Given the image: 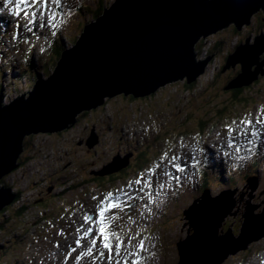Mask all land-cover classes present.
Returning a JSON list of instances; mask_svg holds the SVG:
<instances>
[{
    "label": "rangeland",
    "instance_id": "1",
    "mask_svg": "<svg viewBox=\"0 0 264 264\" xmlns=\"http://www.w3.org/2000/svg\"><path fill=\"white\" fill-rule=\"evenodd\" d=\"M115 1L63 0L62 8L59 9L61 15L57 17L61 30L41 27L37 23L33 27L26 24L21 26L8 18L14 17V9H4L8 17L4 20V26L0 24V27L7 26L8 34H3L0 44L1 105L9 106L24 95L27 99L35 83L41 78H48L54 70L56 62L52 55L55 46H61V53L72 47L83 28L92 22L95 13L108 8ZM2 5L0 0V8ZM18 32H24V36L11 40ZM261 33H264L263 9L257 11L251 17L250 25H243L240 32L230 26L200 40L196 46V62L205 61L209 57L212 59L206 65L204 74L194 81L196 83L192 89L187 88L185 79L167 84L142 98L133 96L132 100L126 96H117L107 99L106 104L97 108L95 113L85 115L81 121L77 120L72 128L27 137L19 167L3 180L5 187L10 188L17 200L9 212L0 216V264H51L49 258H42V248H50L56 236L61 240L60 235L69 231V219L73 228L81 225L83 221H78L77 216L85 213L92 215L95 209L97 201L92 197H99L108 191H119L120 200L125 204L123 211L119 208L112 210V213L121 217L115 221L123 229L121 234L132 236L134 242L143 240L145 243L142 264L178 263L179 244L191 229L188 220L180 219V214L205 195L216 198L223 191H238L233 195L234 208L223 219L219 231L220 236H223L221 231L227 235L232 230L238 237L247 207L258 208L255 215L264 213V157L258 155L256 158L259 160L251 167L239 161L235 167L237 174L233 176L228 175L223 167L213 169L210 161L215 149L220 148L225 151V156L219 152L220 156L226 157L223 163H235V158L243 151L234 148L228 152L225 146H229V143L224 133L228 132L227 128L231 124H234L233 129L241 127L237 116L256 110V120L258 108L264 111V54L259 60L262 63L261 71L257 72L254 66L246 79L242 76L240 64L228 67L227 60L238 47L246 45L249 39L250 44L254 45L256 37ZM32 51H35L34 56ZM29 63L32 66L27 68ZM239 77L245 81L240 100L229 92L231 83ZM204 123L211 125L210 130L213 132L206 139L201 138ZM145 134H150V137H144ZM177 137L185 142L178 147L172 143ZM234 140L238 141L237 138ZM163 141L169 143L164 144ZM193 148L199 163L205 159V162L208 160L211 164L212 169L208 165V176L204 178L206 189L202 184L203 179L196 173L194 175V170L199 168L184 161L191 159L193 152L190 150ZM179 149L181 155L177 156L179 159H174V164L181 165L184 171H177L174 164L159 168L161 164L156 158L160 153L173 154ZM134 152L137 154L131 159L129 167L127 164V168L124 156L127 158ZM153 160L157 163L158 172L151 173V165L142 176L151 177V190L155 184L162 185L166 177L175 196L169 194V198L162 203L161 199L169 193L165 188L154 192L159 196L155 199H140L125 188L118 189L119 184H124V187L127 180L137 178L135 170H139V167L144 169ZM123 163L126 167L123 172L98 176L99 173L114 172ZM110 165L116 167L104 171ZM161 170L167 172L168 176ZM122 174L123 178L116 181ZM248 177L257 178L258 188L255 191L248 185L244 186ZM144 184L141 183L140 187L144 188ZM179 187H182L180 191ZM148 191L147 188L145 195H148ZM206 191L207 194H204ZM125 192L127 196L122 194ZM149 199L151 203H148ZM23 207L27 208L26 211L19 214ZM67 210L71 213L63 215ZM151 211L154 216L149 214ZM86 226L76 231V235L80 236V231ZM146 236L148 239H145ZM261 242L251 244L252 249L263 248L264 243L260 245ZM242 252L245 251L228 257L223 264H260L259 257L244 263L251 252Z\"/></svg>",
    "mask_w": 264,
    "mask_h": 264
},
{
    "label": "water",
    "instance_id": "2",
    "mask_svg": "<svg viewBox=\"0 0 264 264\" xmlns=\"http://www.w3.org/2000/svg\"><path fill=\"white\" fill-rule=\"evenodd\" d=\"M260 9L264 10V0H116L105 8L61 53L51 75L35 83L27 99L24 95L3 107L0 94V212L15 199L1 183L19 167L27 137L72 128L76 117L96 110L107 99L142 98L170 83L194 82L212 59L196 62L200 40L230 26L240 32ZM250 43L249 39L238 47L227 61L228 67L240 64L245 79L254 66L261 71L264 33L254 45ZM243 78L233 81L229 89L242 88ZM124 161L127 167L129 160ZM109 167L104 171L116 166ZM126 167L123 163L114 172L98 176ZM247 183L253 191L258 188L256 178ZM237 192L224 191L216 198L205 195L184 211L182 218L188 220L192 234L190 229L181 240L177 264H223L264 239V213L255 215L258 208L252 206L246 209L238 237L232 230L227 235L221 231L220 236L221 223L233 210ZM200 242L203 248H197Z\"/></svg>",
    "mask_w": 264,
    "mask_h": 264
},
{
    "label": "snow or ice",
    "instance_id": "3",
    "mask_svg": "<svg viewBox=\"0 0 264 264\" xmlns=\"http://www.w3.org/2000/svg\"><path fill=\"white\" fill-rule=\"evenodd\" d=\"M4 3L7 5L13 3V0H4ZM62 3L63 0H15L16 8L23 12L28 24L39 23L41 27L48 26L51 28L58 27L57 17L61 15L59 9L62 7ZM21 5H23L22 9L20 8ZM250 117L251 114L249 113L246 117L241 118L240 124L242 127L239 130L240 134H250L252 137L258 138L260 133L257 128L252 126L253 121ZM255 123L264 128V117L258 113ZM245 128L250 129V132L245 133L243 131ZM227 131L231 134L237 130L228 127ZM228 143L229 147L233 146L232 140H229ZM173 159H179V157H174ZM191 160V166L196 167L199 161L195 156L191 157ZM174 167L177 171H184L179 164H174ZM149 171H152V169H149ZM164 175L168 176V173L165 172ZM176 179L179 178L177 177ZM142 182L141 179L135 181L136 184ZM147 186H151L150 183ZM122 194L127 196L126 192ZM92 199L97 201L93 214L89 216L85 213L83 217L85 224L91 221V225L83 232V237L89 238V243L86 250L75 258L82 259L84 256H87L93 260V264H95L97 258L106 260L107 264H142V253L145 251L144 241L139 240L138 242H134L132 236L122 235L123 229L115 223L121 217L112 213V210L119 208L123 211L125 207L124 202L120 200L119 191L117 193L108 191L99 197L94 196ZM151 202V199H149L148 203ZM75 243L77 247H81L80 238H77ZM125 245H128V248H125ZM97 248L99 249L98 251Z\"/></svg>",
    "mask_w": 264,
    "mask_h": 264
},
{
    "label": "trees",
    "instance_id": "4",
    "mask_svg": "<svg viewBox=\"0 0 264 264\" xmlns=\"http://www.w3.org/2000/svg\"><path fill=\"white\" fill-rule=\"evenodd\" d=\"M104 9V8H103ZM103 9H101V10H99L97 13H95V15H94V18H98L99 16H101L102 15V13L104 12V10ZM236 28V27H235ZM75 43V42H74ZM60 44V43H59ZM61 46L59 45V46H55V48L53 49V55H52V57H54V61L57 63V61L61 58ZM230 56V55H229ZM229 56H228V58H229ZM228 58H227V60H228ZM56 66V64L54 65V67ZM53 67V68H54ZM186 84H187V88L188 89H192L193 87H194V85H195V83L193 82V83H191V84H188V82H185ZM242 88H233V89H231L229 92L230 93H232L233 95H234V98L235 99H238V100H240L241 99V97H242V90H241ZM154 95H156V94H154ZM118 97H124V98H126V97H128V99L130 98V99H132L133 100V96H124V95H122V96H118ZM150 97H152V96H150ZM149 98V97H148ZM144 99H146V98H144ZM105 104H106V102H105ZM104 104V105H105ZM97 111V109L96 110H92L91 112H84V113H82V114H80L79 116H78V118H77V120L78 121H81V119L85 116V115H88L89 113H95ZM206 126H207V124L206 123H204V124H202V131H204L205 129H206ZM138 166V165H137ZM139 169H143V167L142 168H140L139 167ZM125 169H123V170H121V171H119L118 173H121V172H123ZM125 174V173H124ZM124 174H122L121 176H118L117 177V179H116V181H118V179L119 178H123V175ZM126 175V174H125ZM125 177V176H124ZM1 184H4V181L2 180V183ZM203 185H204V189H206L207 187H206V185H207V182H203ZM15 200H17V196H15ZM11 206H12V204L11 205H9V206H7L6 208H4L1 212H0V216H2L3 214H6V212H9L10 210L9 209H11ZM26 207H23L21 210H19V214H23L25 211H26ZM145 239H148V236H146L145 237Z\"/></svg>",
    "mask_w": 264,
    "mask_h": 264
},
{
    "label": "bare ground",
    "instance_id": "5",
    "mask_svg": "<svg viewBox=\"0 0 264 264\" xmlns=\"http://www.w3.org/2000/svg\"><path fill=\"white\" fill-rule=\"evenodd\" d=\"M3 34H5V32L2 30V28L0 27V44H1V41H2V39H3ZM66 51V50H65ZM215 152L216 153H218V151L215 149ZM222 153H224L223 151H222ZM224 155V154H223ZM225 156V155H224ZM211 158H212V160L210 161L211 163H212V166H213V169L214 168H216L217 166H218V168L220 167H222L221 166V164L220 163H218L217 164V162L215 161V160H218V161H222V160H220V159H218V158H216L215 157V155L213 154L212 156H211ZM225 159H226V157H225ZM208 165H209V167L211 168V164H209L208 163ZM238 164H236V166H237ZM241 166V165H240ZM223 167L225 168V164H223ZM212 169V168H211ZM32 178V177H31ZM44 180V179H43ZM68 182V181H67ZM26 201V200H25ZM89 201V200H88ZM9 210H11V209H9ZM29 212V211H28ZM60 215V214H59ZM49 218V217H48ZM52 219V218H51ZM44 225V224H43ZM213 226V225H212ZM169 227V226H168ZM10 229V228H9ZM34 236V235H33ZM219 240H220V244H224V242L222 241V239L221 238H218ZM20 240V239H19ZM81 243L82 244H84V241H83V239H81ZM57 248V247H56ZM197 248H203V246H202V244H201V242L200 243H198V245H197Z\"/></svg>",
    "mask_w": 264,
    "mask_h": 264
},
{
    "label": "clouds",
    "instance_id": "6",
    "mask_svg": "<svg viewBox=\"0 0 264 264\" xmlns=\"http://www.w3.org/2000/svg\"><path fill=\"white\" fill-rule=\"evenodd\" d=\"M235 52V51H234Z\"/></svg>",
    "mask_w": 264,
    "mask_h": 264
}]
</instances>
